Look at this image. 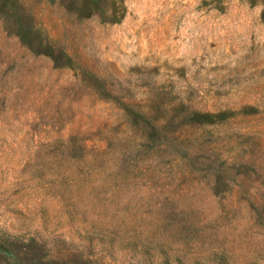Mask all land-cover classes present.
Segmentation results:
<instances>
[{"label": "rangeland", "instance_id": "obj_1", "mask_svg": "<svg viewBox=\"0 0 264 264\" xmlns=\"http://www.w3.org/2000/svg\"><path fill=\"white\" fill-rule=\"evenodd\" d=\"M0 264H264V0H0Z\"/></svg>", "mask_w": 264, "mask_h": 264}]
</instances>
